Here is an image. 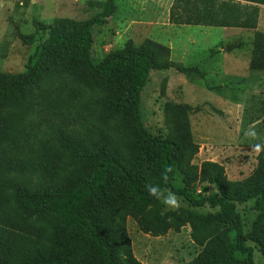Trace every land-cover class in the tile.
<instances>
[{
  "label": "trees",
  "instance_id": "16d2710c",
  "mask_svg": "<svg viewBox=\"0 0 264 264\" xmlns=\"http://www.w3.org/2000/svg\"><path fill=\"white\" fill-rule=\"evenodd\" d=\"M257 4L264 5V0H173L169 22L253 29L258 22ZM100 8V12L79 23L61 20L51 24L25 71L0 72V103L23 106L20 112L0 119V264H143L132 252L125 230L126 215L135 219L142 232L153 236L164 235L184 220L189 221L196 228L209 230L219 246L212 264H235L233 253L245 255L242 264H255L252 248L245 243L248 237L236 201L255 195L264 198V178L259 188H245L226 178L222 164L204 160L194 166L195 172L217 190L201 194L185 185H173L175 166L183 151H190V156L195 153L188 144L189 128L184 144L152 132L143 121L140 92L154 68H191L172 62L169 47L148 38L139 45L129 40L124 48L95 61L90 54L91 27L105 23L116 5L114 0H103ZM252 42L249 69L264 71V31H255ZM74 53L80 58L75 59L80 68L76 73L70 67ZM56 68L64 71L62 80L56 79ZM70 78L78 84L68 82ZM92 82L100 86V92L89 101L112 113L106 130L100 127L102 124L92 122L93 114L86 110L89 101L79 106L80 97ZM221 88L213 86L217 91ZM194 108L177 103L166 122L170 124L173 115L185 116V110ZM73 144L81 150L73 152ZM34 148L45 153L38 161L24 157ZM129 153L137 158L136 163H125ZM22 164L50 184V189L28 192L12 173L11 166H16L17 174ZM169 167L172 171L167 173L165 183L161 174ZM21 172L29 175L25 169ZM147 184L170 189L190 206L208 205L218 210L200 216L189 212L154 214L153 207L159 201L148 194ZM109 185L129 204L127 210L108 201ZM15 197L31 210L46 212L52 231L74 242V246L79 242L80 252H74L66 239L61 243L51 235L38 245H29L31 223L13 205ZM212 220L226 224L232 233L231 246L223 243L227 235L218 227L210 228ZM258 229L264 233V214ZM261 248L264 250V240ZM188 264L209 263L206 257L197 256Z\"/></svg>",
  "mask_w": 264,
  "mask_h": 264
},
{
  "label": "rangeland",
  "instance_id": "374dc122",
  "mask_svg": "<svg viewBox=\"0 0 264 264\" xmlns=\"http://www.w3.org/2000/svg\"><path fill=\"white\" fill-rule=\"evenodd\" d=\"M102 1L0 0V72L25 71L31 54L48 36V27L51 24L61 20L71 23L85 21L101 11ZM114 2L116 9L107 21L91 27L93 42L90 54L95 61H100L124 48L129 40L139 45L146 38L154 40L156 37L162 40V35L168 34L170 23L168 12L173 0H114ZM256 6L260 16V29L264 31V5ZM196 37L193 38L196 39ZM242 37L245 38L243 35ZM250 37L249 45L253 43ZM243 40L238 44L246 45ZM196 43L191 44L189 49H202L203 43L197 41ZM175 45L180 47V44ZM74 54V61H70V67L76 73L80 68L75 59L80 58L76 53ZM174 58L179 59L177 56ZM159 61L162 63V59ZM175 70H177L176 67L168 71L162 68L152 69L148 81L140 92L143 121L152 132H158L166 138L184 144L187 142L185 138L188 135L186 127L189 128L191 142L188 144L193 146L195 153L190 156V151H183L180 161L175 166L173 185L175 187L185 185L190 190L201 194L215 190L213 184L202 180L194 169V166H199L204 160H213L224 166L225 175L229 181L238 182L245 188H259V181L264 178V151L257 154L251 150L250 144H264V71L249 69L250 78L248 77V82L243 84L244 88L239 83H235V88H238L233 93L234 97L218 101V99L208 98L202 89V84L183 79ZM56 74L59 75L56 79L62 80L65 76L64 71L62 72L59 68H56ZM52 79L55 80V78ZM258 80L261 81L258 82ZM68 82L78 84L76 79L70 78ZM99 89L100 86L92 82L86 89V94L80 97L79 106L88 102L89 97L97 98ZM177 103L190 104L192 108H195L191 111L185 110V116L173 115L174 120L169 124L166 120L172 117L171 111ZM22 109L23 106L19 104L2 102L0 103V119L10 113L20 112ZM86 110L89 114H93L92 122L97 125L102 124L100 127L105 130L109 128L108 124L112 116L110 111L105 112L103 108L92 102ZM125 117L130 120L129 117ZM253 125L259 139L250 141L244 136V131ZM189 148L192 150V147ZM71 150L78 152L81 148L73 144ZM44 155L41 149L34 148L24 157L38 161ZM133 156L134 154L130 156L129 153L128 159H124L125 163H136L137 158ZM22 166L29 175L24 176L22 169L15 174L16 166H11L12 169L14 168L12 173L22 181L28 192L38 193L50 189V184L47 185L40 176L30 172L24 164ZM177 197L181 203L179 212L169 211L158 200V205L153 207V213L165 216L172 212L182 214L189 212L200 216L213 214L218 210L208 205L193 207L181 196L177 195ZM106 198L109 202L113 201L126 210L129 208V204L118 195L112 185L106 189ZM12 202L31 223L29 235H27L30 238L29 245L42 243L46 235L54 236L61 243L66 239L62 234L52 231V223L46 212L29 209L18 197H15ZM236 208L242 219L243 231L248 237L245 243L252 248L254 263L264 264V250L261 248L264 233L258 229L259 218L264 214H261L264 211V198L261 195H255L245 201H236ZM212 227H218L219 232L227 235L222 239L226 246L233 244L232 233L227 231L225 223L212 220L210 228ZM125 230L134 256L143 264H188L197 256L206 257V262L212 264L215 250L219 247L214 244L209 230L203 231L199 227L196 228L186 220L184 224L174 226L164 235L153 236L142 232L135 219L126 215ZM66 242L74 246V242H68L67 239ZM73 248L74 252H80L78 251L81 249L80 243L77 242ZM232 256L235 264H242L245 257L237 253H233Z\"/></svg>",
  "mask_w": 264,
  "mask_h": 264
},
{
  "label": "crops",
  "instance_id": "0c3cea01",
  "mask_svg": "<svg viewBox=\"0 0 264 264\" xmlns=\"http://www.w3.org/2000/svg\"><path fill=\"white\" fill-rule=\"evenodd\" d=\"M260 25V16H258L257 27L253 29L169 23L168 34L162 35V40L156 37L154 40L169 47V57L172 62L191 68L186 71L175 70L177 74L189 82L202 84V89L208 98L223 101L228 97H234L235 83L243 85L248 82V77L250 78L249 36L253 38L255 31H263ZM194 36H197L196 39L193 38ZM241 40L245 41L246 45L245 43L239 45ZM196 41L203 43L202 49L190 50L189 46ZM175 44H180V47ZM174 56L179 59H175ZM172 68H166L164 71ZM216 85H222L220 91L213 89Z\"/></svg>",
  "mask_w": 264,
  "mask_h": 264
},
{
  "label": "clouds",
  "instance_id": "9594fccd",
  "mask_svg": "<svg viewBox=\"0 0 264 264\" xmlns=\"http://www.w3.org/2000/svg\"><path fill=\"white\" fill-rule=\"evenodd\" d=\"M244 136L250 141L259 139L258 133L254 125L250 126L248 129L244 131ZM250 146H251V150L255 151L257 154L264 151V144L255 143V144H250ZM171 171L172 169L171 167H169L165 169L164 172L161 174V178L165 183L168 181L167 173H170ZM145 187L148 194L156 198L157 200L161 201L169 211L179 212L181 203L175 192L171 191L170 189L164 190L155 184H147Z\"/></svg>",
  "mask_w": 264,
  "mask_h": 264
}]
</instances>
